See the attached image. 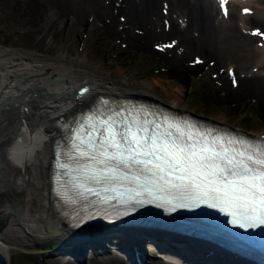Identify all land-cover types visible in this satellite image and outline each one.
<instances>
[{
  "label": "bare ground",
  "instance_id": "obj_1",
  "mask_svg": "<svg viewBox=\"0 0 264 264\" xmlns=\"http://www.w3.org/2000/svg\"><path fill=\"white\" fill-rule=\"evenodd\" d=\"M102 1L109 4L105 8L111 13L113 24H116L117 13L122 15L119 29L127 35L130 46L147 51L152 38L167 43L164 45L171 49L170 54L161 56L179 71L178 77L198 61L203 63L208 59L217 61L227 57L242 66L251 64L254 72L241 71L246 73L238 78L236 87L233 86L232 96L254 97L264 110V37L262 41L257 36L260 30L264 34V0H47L50 3L45 5L47 7L37 0L21 2L31 10L32 20H47L44 30L47 28L48 34L59 31L66 10L75 9L79 22H84L87 6H94L99 15V6L104 7ZM18 5L16 3L17 10L22 13L23 8ZM66 57L60 53L55 62H50L31 53H3L0 58V108L5 104L4 109L8 110L2 117L0 114V121L7 122L11 130L5 153L15 173L9 180L28 189L25 209L18 213L15 208L10 223L0 232V249L7 260H10L9 249L13 248L16 238L50 233L47 226L50 213L58 205L52 183L53 138L69 131L61 124L63 118L57 121L60 116L66 117L97 102L102 95L148 98L170 109L192 114L177 102L165 101L150 86H137L128 79H114L98 71L89 72L83 59L75 58V64L69 66ZM205 119L227 126L216 118ZM56 227V233H63V237L73 241L66 248L74 258L66 259L57 254L45 264H78L81 244L99 234L117 238L113 241L117 251L107 250L108 256L92 259L90 264H144L143 260L138 263L140 259L136 261L132 252L134 246L139 248L137 236H144L151 229L113 225L71 229L64 220L58 221ZM152 233L169 240L164 250L172 256L153 260L144 254L151 264H253L200 240L193 243L179 235L153 229ZM206 252L217 253V262L205 263L202 255Z\"/></svg>",
  "mask_w": 264,
  "mask_h": 264
},
{
  "label": "rangeland",
  "instance_id": "obj_2",
  "mask_svg": "<svg viewBox=\"0 0 264 264\" xmlns=\"http://www.w3.org/2000/svg\"><path fill=\"white\" fill-rule=\"evenodd\" d=\"M21 1L23 0L19 3L17 0H0V58L3 53H31L36 58L55 62L61 53L67 56L65 61L69 66L75 64V58L83 59L86 62L84 67L89 72L98 71L114 79H128L137 86H150L165 101L177 102L192 114L216 118L226 122L228 127L264 135V110L260 101L254 97L232 96L233 86L235 88L238 78L246 73L241 71H248L251 64L242 66L227 57L217 61L208 59L203 63L198 62L196 67L187 68L184 75L178 77L179 71L176 72L173 64L161 56L170 54L171 49L164 45L167 43L158 40L160 38H152L151 48L147 51L130 46L126 40L127 35L119 29L122 15L117 13L116 24H113L111 13L105 8L109 5L107 2L102 1L104 7L99 6V15L94 6L88 5L84 22H79L75 9L66 10L59 31L47 34V28L44 30L47 20H32L31 10ZM37 1L44 7L49 3L47 0ZM16 3L23 8L22 13L17 10ZM42 36L44 38L40 39ZM257 36L263 41L264 34ZM250 72L254 71L250 69ZM4 106L7 105L0 108L1 117L5 111L8 112ZM6 127L7 122L0 121V232L6 229L16 211L21 213L25 209L28 198L25 186L9 180L15 173L13 163L5 153L6 143L11 135V130ZM15 208L17 210L14 212ZM63 236V233H35L16 238L13 248L9 249L8 264H45L57 254L66 259L74 258L67 248L65 251L58 247ZM137 237L140 238L136 243L139 248L134 246L133 251L140 253L142 263L151 264L149 257L163 260L165 256H172L165 250H158L149 236ZM94 239V247H89V243L81 246L80 259L76 261L78 264H90L92 259L108 256L107 250L117 251V245L113 242L117 238L114 236L99 234ZM161 241L166 244L169 240L164 238ZM144 254L149 257H144ZM202 257L205 263L218 260L215 253H204Z\"/></svg>",
  "mask_w": 264,
  "mask_h": 264
},
{
  "label": "snow or ice",
  "instance_id": "obj_3",
  "mask_svg": "<svg viewBox=\"0 0 264 264\" xmlns=\"http://www.w3.org/2000/svg\"><path fill=\"white\" fill-rule=\"evenodd\" d=\"M73 133V165L59 167L81 201L160 193L223 205L241 227L264 223V140L214 135L134 109L89 115Z\"/></svg>",
  "mask_w": 264,
  "mask_h": 264
},
{
  "label": "water",
  "instance_id": "obj_4",
  "mask_svg": "<svg viewBox=\"0 0 264 264\" xmlns=\"http://www.w3.org/2000/svg\"><path fill=\"white\" fill-rule=\"evenodd\" d=\"M55 78H60V76H54ZM48 230H50V228L48 227ZM85 238V237H83ZM68 239V238H67ZM70 240V239H69ZM69 242H73L72 240H70ZM0 264H8V260L7 257L5 256L4 252L0 249Z\"/></svg>",
  "mask_w": 264,
  "mask_h": 264
}]
</instances>
